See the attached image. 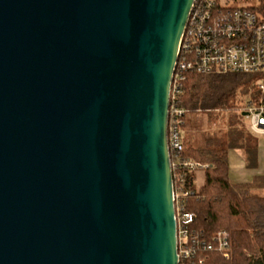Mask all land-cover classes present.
<instances>
[{
	"label": "water",
	"instance_id": "95a60500",
	"mask_svg": "<svg viewBox=\"0 0 264 264\" xmlns=\"http://www.w3.org/2000/svg\"><path fill=\"white\" fill-rule=\"evenodd\" d=\"M194 3L0 0V264H179L167 131Z\"/></svg>",
	"mask_w": 264,
	"mask_h": 264
},
{
	"label": "trees",
	"instance_id": "16d2710c",
	"mask_svg": "<svg viewBox=\"0 0 264 264\" xmlns=\"http://www.w3.org/2000/svg\"><path fill=\"white\" fill-rule=\"evenodd\" d=\"M254 9L264 14V1ZM259 75L262 73L201 74L194 69L184 73L178 99V105L188 110L183 116L182 157L206 167L192 172L182 170L189 191L182 198L183 211L194 215L190 228L200 246L181 264H264V174L251 182L234 183L229 177L228 156L230 149H241L249 167L258 164L259 139L248 128L244 113L249 105L264 99V91L256 82ZM246 96V103L241 104ZM224 102L227 106L221 108ZM197 112L206 113L211 123L224 121L226 127L203 130L201 137L193 140L188 134L189 121ZM199 170L205 171V179L198 188L193 181ZM218 230L230 234L229 257L205 248ZM200 254L202 263L198 260Z\"/></svg>",
	"mask_w": 264,
	"mask_h": 264
},
{
	"label": "built area",
	"instance_id": "2783aa9c",
	"mask_svg": "<svg viewBox=\"0 0 264 264\" xmlns=\"http://www.w3.org/2000/svg\"><path fill=\"white\" fill-rule=\"evenodd\" d=\"M233 1V0H232ZM264 1V0H261ZM231 0H195L181 37L178 59L170 90L168 121V147L173 177V198L177 224V250L179 264L195 255L199 238L190 228L192 213L183 211L185 189L182 170L204 169L206 165L183 158V116L188 111L178 105L182 93L184 73L194 69L201 74H259L264 72V14L257 6H231ZM264 91V82H257ZM248 128L264 143V99L245 109ZM172 153L174 160L172 159ZM196 185V181H193ZM207 250H219L230 256V234L218 230L205 245ZM200 263L203 255L198 257Z\"/></svg>",
	"mask_w": 264,
	"mask_h": 264
},
{
	"label": "rangeland",
	"instance_id": "374dc122",
	"mask_svg": "<svg viewBox=\"0 0 264 264\" xmlns=\"http://www.w3.org/2000/svg\"><path fill=\"white\" fill-rule=\"evenodd\" d=\"M261 4V0H231L229 5L231 6H259ZM261 74V73H259ZM264 82V72L262 75H259V79L256 82ZM248 97H243V100L241 104L246 103L245 100ZM226 102H224L221 106V108H226ZM225 118V114H224ZM227 118V117H226ZM246 123L248 124L247 119ZM190 127H189V132L188 134L191 135L193 140H197L201 137V131L207 130V131H214L217 130L221 127L225 128L226 124H224V121L221 122L220 120H215L214 122H210L208 115L206 113L202 112H197L190 118ZM226 122V121H225ZM259 142L261 143L260 148H259V160L257 166L254 167H249L247 165V159L244 151L240 150H231V154L234 151L239 152V157H238V167H233L232 162H231V175L230 179L234 182L238 181H252L254 176L258 174L260 171L264 169V146H263V140L261 138H258ZM204 177H205V171L204 170H199L197 171L196 175V183L197 185H202L204 182Z\"/></svg>",
	"mask_w": 264,
	"mask_h": 264
},
{
	"label": "crops",
	"instance_id": "0c3cea01",
	"mask_svg": "<svg viewBox=\"0 0 264 264\" xmlns=\"http://www.w3.org/2000/svg\"><path fill=\"white\" fill-rule=\"evenodd\" d=\"M260 145H261V143L259 142V148H260ZM263 146H264V143H263ZM231 150H238V151H240L241 149H230V151H229V154H228V156H229V167H230V171H229V177H230V175H231V162H232V166L233 167H238V157H239V152L238 151H234L232 154H231ZM243 151V150H242ZM258 160H259V156H258ZM262 174H264V169L262 170V171H260L258 174H256L254 177H256V176H258V175H262ZM204 179H205V177H204ZM254 179V178H253ZM252 179V180H253ZM232 181V180H231ZM232 182H234V181H232ZM243 181H238V182H234V183H242ZM246 182H251V181H246ZM196 186L199 188L201 185H197V183H196Z\"/></svg>",
	"mask_w": 264,
	"mask_h": 264
}]
</instances>
